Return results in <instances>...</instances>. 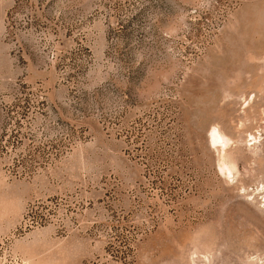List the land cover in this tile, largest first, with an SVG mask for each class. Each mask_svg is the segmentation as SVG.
Segmentation results:
<instances>
[{
	"label": "rangeland",
	"instance_id": "rangeland-1",
	"mask_svg": "<svg viewBox=\"0 0 264 264\" xmlns=\"http://www.w3.org/2000/svg\"><path fill=\"white\" fill-rule=\"evenodd\" d=\"M0 264H264V0H0Z\"/></svg>",
	"mask_w": 264,
	"mask_h": 264
},
{
	"label": "bare ground",
	"instance_id": "bare-ground-1",
	"mask_svg": "<svg viewBox=\"0 0 264 264\" xmlns=\"http://www.w3.org/2000/svg\"><path fill=\"white\" fill-rule=\"evenodd\" d=\"M209 141H210V144H219V143L225 144L223 136L216 128H213L211 132L209 133ZM220 169L222 170L226 169L227 171H229L224 165L221 166Z\"/></svg>",
	"mask_w": 264,
	"mask_h": 264
}]
</instances>
